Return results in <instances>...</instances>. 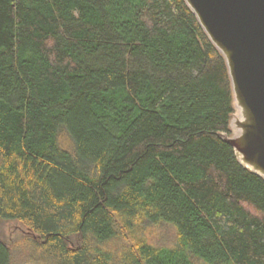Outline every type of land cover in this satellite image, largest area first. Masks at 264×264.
I'll list each match as a JSON object with an SVG mask.
<instances>
[{
	"label": "trees",
	"instance_id": "obj_1",
	"mask_svg": "<svg viewBox=\"0 0 264 264\" xmlns=\"http://www.w3.org/2000/svg\"><path fill=\"white\" fill-rule=\"evenodd\" d=\"M233 113L185 0H0V219L28 260L264 264V178L219 136ZM158 225L172 245L146 240Z\"/></svg>",
	"mask_w": 264,
	"mask_h": 264
},
{
	"label": "water",
	"instance_id": "obj_2",
	"mask_svg": "<svg viewBox=\"0 0 264 264\" xmlns=\"http://www.w3.org/2000/svg\"><path fill=\"white\" fill-rule=\"evenodd\" d=\"M185 2L228 68L237 108L230 120L235 134L219 136L241 164L264 178V0Z\"/></svg>",
	"mask_w": 264,
	"mask_h": 264
},
{
	"label": "rangeland",
	"instance_id": "obj_3",
	"mask_svg": "<svg viewBox=\"0 0 264 264\" xmlns=\"http://www.w3.org/2000/svg\"><path fill=\"white\" fill-rule=\"evenodd\" d=\"M236 111L237 108L234 107L232 118L235 117ZM233 134L235 132L232 130ZM143 233L146 240L151 244L170 246L174 242V233L169 226H147ZM0 237L6 240L13 248L11 264H37L27 258V253L30 250L28 241L32 236L26 226L20 221L0 219ZM114 245L115 243L113 242L108 243L107 247L114 248Z\"/></svg>",
	"mask_w": 264,
	"mask_h": 264
}]
</instances>
